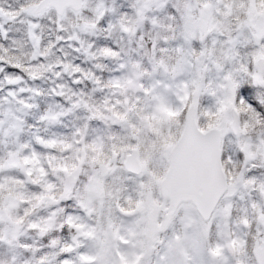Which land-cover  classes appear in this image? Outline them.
Masks as SVG:
<instances>
[{
  "label": "rangeland",
  "instance_id": "374dc122",
  "mask_svg": "<svg viewBox=\"0 0 264 264\" xmlns=\"http://www.w3.org/2000/svg\"><path fill=\"white\" fill-rule=\"evenodd\" d=\"M38 1L0 0V51L27 75L0 64V264H259L264 0H84L61 17ZM191 103L199 129H223L227 192L206 223L159 192Z\"/></svg>",
  "mask_w": 264,
  "mask_h": 264
},
{
  "label": "water",
  "instance_id": "95a60500",
  "mask_svg": "<svg viewBox=\"0 0 264 264\" xmlns=\"http://www.w3.org/2000/svg\"><path fill=\"white\" fill-rule=\"evenodd\" d=\"M83 7V0H40L32 9L33 14L52 8L58 16L67 9L78 12ZM256 69L259 74L264 72V61L257 59ZM264 84V83H263ZM231 132L240 133L239 115L231 108ZM222 129L213 127L207 131L198 128L195 119V104L186 110L183 131L172 147L169 155L167 171L160 182V194L168 200L172 215L179 205L189 203L194 206L203 221H208L218 202L227 189L221 160ZM123 166L126 171L139 174L141 165L136 150L132 149ZM75 182L73 175L66 177L67 185ZM227 247L231 254L234 249L230 243ZM258 261L264 263L261 248L256 251Z\"/></svg>",
  "mask_w": 264,
  "mask_h": 264
},
{
  "label": "trees",
  "instance_id": "16d2710c",
  "mask_svg": "<svg viewBox=\"0 0 264 264\" xmlns=\"http://www.w3.org/2000/svg\"><path fill=\"white\" fill-rule=\"evenodd\" d=\"M0 44H2V42L0 41ZM106 60H108V59H106ZM26 63V62H25ZM0 64H4V66H6V68H8L9 70H12V71H14V70H16L17 72H19V73H21V75H24V70L22 69V66H19V65H15V64H13L12 63V60H11V58L8 56V54L7 53H5V51H0ZM95 65H98V64H95ZM102 72V71H101ZM101 75H102V73H101ZM24 76H27V75H24ZM36 78L38 79V81L37 82H39V83H41V87L42 88H44L45 87V85H48L49 83H48V79L46 78V77H44V75L42 74V73H38V74H36ZM24 79H26V77H24ZM100 81H101V79H100ZM102 84V83H101ZM243 91L245 92L244 94H246V91L249 89V87L248 86H243ZM42 91V90H41ZM247 94H249L248 92H247ZM250 95V94H249ZM249 98V100H252L251 99V97H248ZM252 102L254 103V101L252 100ZM260 105L258 104V107H259ZM26 118L27 119H24L23 121H21L24 125L27 123V122H29L28 120H31V116L29 115V113H26ZM25 253L23 254V255H26L25 257L26 258H29V256L28 255H30V252H32V248L31 249H25V250H23ZM29 260V259H28Z\"/></svg>",
  "mask_w": 264,
  "mask_h": 264
},
{
  "label": "flooded vegetation",
  "instance_id": "af4514ba",
  "mask_svg": "<svg viewBox=\"0 0 264 264\" xmlns=\"http://www.w3.org/2000/svg\"><path fill=\"white\" fill-rule=\"evenodd\" d=\"M257 153H258V152H257ZM223 168H224V167H223ZM224 172H225V170H224ZM150 213H151V212H150ZM150 213H149V214H150ZM155 215H156V214H155ZM156 216H157V215H156Z\"/></svg>",
  "mask_w": 264,
  "mask_h": 264
}]
</instances>
